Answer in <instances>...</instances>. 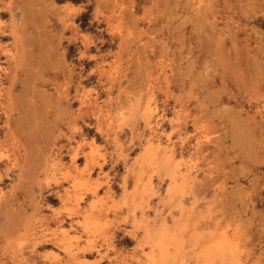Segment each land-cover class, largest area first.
<instances>
[{"label":"rangeland","instance_id":"1","mask_svg":"<svg viewBox=\"0 0 264 264\" xmlns=\"http://www.w3.org/2000/svg\"><path fill=\"white\" fill-rule=\"evenodd\" d=\"M0 146L3 237L79 199L83 264H264V0H0Z\"/></svg>","mask_w":264,"mask_h":264},{"label":"bare ground","instance_id":"2","mask_svg":"<svg viewBox=\"0 0 264 264\" xmlns=\"http://www.w3.org/2000/svg\"><path fill=\"white\" fill-rule=\"evenodd\" d=\"M79 151H80V149H79ZM85 158L87 159V156H85ZM44 159H45V157H44ZM75 163H76V156L72 157L71 166H74ZM56 165H57V162L52 163L51 165H47V167H45L46 168L45 173L47 176H49V174L51 175V173H54V171L56 169L55 168ZM61 166H62V164H61ZM0 167H3V169H0V186H1L6 181L12 179V176H13L12 174L16 172V168L21 167V164L18 161L17 154H15L14 152L11 153V151L2 149L0 146ZM64 167L66 168V166H64ZM21 169H22V167H21ZM18 172H20V171L18 170ZM18 175H19V173H18ZM21 175L16 176L17 180H18V177H19V179H21ZM65 182H68L67 178H64V179L62 178V180H58L55 182V187L58 189H60L62 187L64 188ZM17 184H15V185H17ZM15 185L12 186V191L10 189V191L7 193L4 192V190L3 191L0 190V207L3 205L5 198L10 199L11 202H10V200L8 202H10L11 204H12V202L14 203V205L12 204L10 206H15V204L16 205L19 204L17 202L18 200L16 198L19 195V194L17 195V192H18L17 189L18 188H16ZM6 194H8L7 197H6ZM92 194H94V192H92ZM67 195H68V189L66 188L64 190V193L59 196V199H60L62 205L65 207H67V205H68ZM13 198L15 199V202H17V203L14 202ZM6 203H7V200H6ZM95 209L96 208H95L93 203H90L87 206H85L84 208H82L80 206L79 199H75L74 203H72V205L66 211H55V212H53L52 223H54V228L51 227L47 218H41V219H38L36 221L35 220H26L24 218L26 220L25 222L23 221L22 223H17V224L15 223L12 225V227L10 226L12 223H10V225L6 224L7 227L9 226L10 229L8 228L9 230L8 231L6 230L7 232H6L4 237L0 235V241L2 240L4 242V244L2 246H0V264H38V263H40V264H63V263H65V264H79V263H82L83 260H85V256L87 255L85 252L86 246L91 248L90 245L92 244L91 239H92L93 234H94L92 229H94L93 223L95 222L94 219L96 217L94 215V214H96ZM0 213H1V211H0ZM64 214H66V216H64ZM68 219L69 220H76L75 223L72 222L70 224V226H69L70 229H67L65 227ZM12 222L14 223V220ZM75 226H80L85 230L86 237H87L86 246L80 242L79 238H74L71 236V230H73L75 228ZM5 229H7V228H5ZM2 230H1V233L3 231H5V230H3V231ZM158 242H160V241H158ZM199 244L200 243L195 244V246H200ZM47 245H51V247H53V249H55V250H52L50 252V254L48 256L44 257L41 262H36V260L34 262V258H37L38 249L41 247L47 246ZM193 245L194 244H192V246ZM193 248L195 249L194 246H193ZM199 249H201V248H199ZM156 250H158V252L162 251V253L159 255L160 257L158 256V253L155 254ZM168 253H169L168 247H165L162 245L158 246V245L154 244L152 246V255H151L152 263L153 264H160V260L163 259L164 254H165L164 255L165 261L167 260L169 262L172 255L169 258L168 257L169 255L167 256ZM197 253L195 255L196 264H208L207 262L210 261V259H209V254L207 253V251L205 249H201L200 253L199 254H197ZM212 253L215 254V252H212ZM62 254H63V256H62ZM158 257H159V259H158ZM216 258H214L215 261H216ZM171 259H172L171 260L172 262H170V264H174L173 263V261L175 260L174 256ZM84 262H86V260ZM166 264H169V263H166Z\"/></svg>","mask_w":264,"mask_h":264}]
</instances>
